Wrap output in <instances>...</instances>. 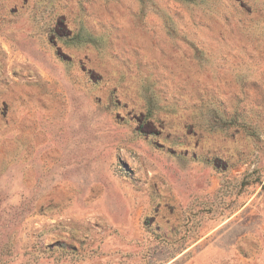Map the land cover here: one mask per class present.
I'll list each match as a JSON object with an SVG mask.
<instances>
[{"label":"rangeland","instance_id":"1","mask_svg":"<svg viewBox=\"0 0 264 264\" xmlns=\"http://www.w3.org/2000/svg\"><path fill=\"white\" fill-rule=\"evenodd\" d=\"M0 264H264V0H0Z\"/></svg>","mask_w":264,"mask_h":264}]
</instances>
